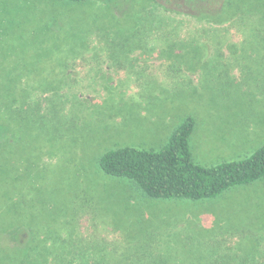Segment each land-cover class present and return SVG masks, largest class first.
<instances>
[{"label":"rangeland","instance_id":"374dc122","mask_svg":"<svg viewBox=\"0 0 264 264\" xmlns=\"http://www.w3.org/2000/svg\"><path fill=\"white\" fill-rule=\"evenodd\" d=\"M210 1L212 10L222 3ZM135 2L147 8L145 0ZM111 3L121 22L133 7ZM226 6L230 17L211 23L207 56L135 51L113 66L89 57L117 52L134 23L156 30L161 12L153 23L136 16L125 27L108 24V0H0V228L15 217L14 198L20 216L36 217L38 234L62 232L77 245L110 250L112 264H264V179L213 199L154 200L97 164L117 147L159 150L186 117L194 119L190 149L200 166L246 159L264 144V0ZM186 11L169 17L185 29L206 28ZM215 41L258 51L214 56ZM82 57L93 72L68 68ZM54 86L69 96L64 121L43 109L56 99ZM15 242L0 233V248Z\"/></svg>","mask_w":264,"mask_h":264},{"label":"trees","instance_id":"16d2710c","mask_svg":"<svg viewBox=\"0 0 264 264\" xmlns=\"http://www.w3.org/2000/svg\"><path fill=\"white\" fill-rule=\"evenodd\" d=\"M64 1L77 4L89 0ZM111 1L108 0V4L113 9L110 11L112 18L108 24L112 26L122 23L127 27L128 24L134 23L136 16L141 24L144 21L155 22L157 17H160L158 15L160 12L162 16H165L160 20L156 30L150 24L136 28V23H134L135 27L133 26L129 31L133 38H130L129 34L123 36L122 44L117 50L119 56L116 55L117 52L113 51L108 52V56L93 53L89 57L92 62H100L99 60L102 59L105 62H111L113 66H117L116 59H124L126 55L135 51H141L142 55L156 54V56H207V50L211 46L207 43L210 39H206V37L213 30L211 23L221 25L230 17V10L226 8L228 0H220L222 3L216 10L209 8L210 0H145L147 8L143 12L141 11L142 7L135 0H124L122 9L129 4V1L133 7L129 4V7L124 11L123 19L121 17L123 20L121 22L117 20L118 17ZM158 3L162 4L160 10L156 7L159 5ZM152 4H156V6ZM183 7L188 10L186 11L189 15L186 16L187 18L207 23L206 28L185 29V26L181 25L183 20L179 21L169 17L172 13L179 12ZM178 8L180 9L177 10ZM141 36H144L142 41L140 40ZM104 39V43L109 45V35ZM201 40H205L207 46L202 44ZM118 43H120L119 40ZM228 49H231L232 56L239 51L242 54L240 56H248V53L255 54L254 51H258L255 44H248V47L243 46V49L240 50V48H235L234 44L226 46L223 41L214 42V56H224V52ZM89 59L86 58V60ZM77 60L80 61L79 64L74 62L68 68L71 70L84 69L86 73L93 72V67L83 65L85 57ZM53 89L55 92L52 94L56 96L58 102L55 99L49 106L45 104L43 109L50 111L52 115L60 114L57 120L64 121L67 118V109L64 105L66 101L63 99L69 96H65L66 93H60L61 89L57 86H54ZM43 93L45 92L43 91ZM70 95L74 97L73 94ZM14 101V105L20 102L16 99ZM17 109L18 113L22 110L20 107ZM36 109L38 112L42 111L41 107H36ZM2 111L5 113V109ZM45 117L42 111L39 119ZM0 128L3 129V126L0 125ZM193 128L194 119L186 117L159 150L134 146L117 147L104 152L98 158V167L109 177L127 180L145 197L154 200L199 201L213 199L230 188L249 185L264 179V144L246 159L222 162L214 167H204L192 159L190 135ZM11 200L9 207L12 210V216L15 217L5 222L7 224H4V229L0 228V233H5L6 236L16 241L17 246L9 249L0 248L3 261L11 260L14 264H112L105 259L110 255V250L95 248L85 242L77 245L72 242V236L68 237L62 232L55 235L38 234L35 229L36 217L30 211L20 216L18 202L14 198ZM0 226H2L1 221ZM145 257V255L142 256L144 259Z\"/></svg>","mask_w":264,"mask_h":264}]
</instances>
